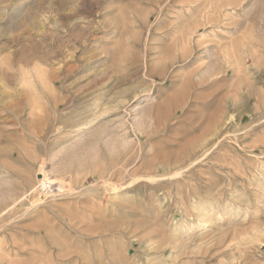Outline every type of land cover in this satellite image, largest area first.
<instances>
[{"label": "rangeland", "instance_id": "rangeland-1", "mask_svg": "<svg viewBox=\"0 0 264 264\" xmlns=\"http://www.w3.org/2000/svg\"><path fill=\"white\" fill-rule=\"evenodd\" d=\"M0 120V264H264V0H0Z\"/></svg>", "mask_w": 264, "mask_h": 264}, {"label": "bare ground", "instance_id": "bare-ground-1", "mask_svg": "<svg viewBox=\"0 0 264 264\" xmlns=\"http://www.w3.org/2000/svg\"><path fill=\"white\" fill-rule=\"evenodd\" d=\"M16 26L18 27V24L16 23ZM17 36L15 35V33H13V35H12V37H11V40H13L14 38H16ZM1 121V120H0ZM2 122V121H1ZM0 125H1V123H0ZM41 175V174H40ZM42 175H43V173H42ZM37 183H38V185L40 184V186L43 188V190H45L46 188H47V184H50L49 183V179L48 178H46L45 176H43V178H41L40 180H38L37 181ZM52 183H53V181H52ZM54 185V184H53ZM37 186V185H36ZM39 186V187H40ZM33 187V186H32ZM61 187V186H60ZM34 188V187H33ZM49 188V187H48ZM47 188V189H48ZM32 189V188H31ZM38 189V188H37ZM46 189V190H47ZM39 190V189H38ZM42 190V189H41ZM40 190V191H41ZM62 190V189H61ZM28 191H30V190H28ZM33 191H35V190H32V192ZM30 194V193H29ZM15 204V203H14ZM31 205V204H30ZM12 206H14V205H12ZM8 209V208H7ZM5 210V209H4ZM9 210V209H8ZM8 212V211H7Z\"/></svg>", "mask_w": 264, "mask_h": 264}]
</instances>
